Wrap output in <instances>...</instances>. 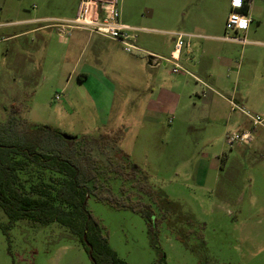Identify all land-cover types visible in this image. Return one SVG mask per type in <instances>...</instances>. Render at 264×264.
Returning a JSON list of instances; mask_svg holds the SVG:
<instances>
[{"label": "rangeland", "instance_id": "1", "mask_svg": "<svg viewBox=\"0 0 264 264\" xmlns=\"http://www.w3.org/2000/svg\"><path fill=\"white\" fill-rule=\"evenodd\" d=\"M80 3L0 0V123L8 119L11 106L20 105L17 119L54 126L69 136L124 130L123 140L108 149L109 155L119 160L129 156V176L150 188L152 196L139 194L159 224L151 232L140 214L93 197L88 208L111 249L128 264H264L260 130L253 143L230 146L226 138L238 131L237 125L215 119L217 113L209 109L214 106L202 98L208 81L202 79L203 87L183 70L174 73L171 58L173 34L191 35L184 41H190L194 55L218 51L224 43L216 38L225 34L232 0H118L121 21L142 27L136 31L137 45L148 52L133 56L114 45L119 59L131 62V71L123 68L113 75L117 90L109 117L100 113L104 104L88 99L90 86L67 83L79 56L82 64L96 61L94 46L84 39L72 47L69 35L51 27L26 34L30 28H49L52 20H67ZM251 4L254 23L246 32L250 45L236 46L238 61L244 47V54L246 49L260 56L264 52L256 44L264 43V0ZM28 19L38 20L27 26ZM149 52L167 60L157 58V66H151L154 54ZM98 58V66L109 71L105 57ZM186 69L192 71L188 65ZM169 92L179 100H170ZM155 102H164L162 111L156 112ZM95 155L107 164L105 156L98 151ZM121 184L116 181L112 191L119 197ZM124 186L132 189L130 182ZM0 222H10L1 209ZM0 264L93 263L79 240L59 224L20 220L8 234L0 229Z\"/></svg>", "mask_w": 264, "mask_h": 264}, {"label": "trees", "instance_id": "2", "mask_svg": "<svg viewBox=\"0 0 264 264\" xmlns=\"http://www.w3.org/2000/svg\"><path fill=\"white\" fill-rule=\"evenodd\" d=\"M242 11L247 12L248 6ZM22 110L20 105L11 106L8 119L0 123V209L10 219L0 222V229L8 234L20 220L57 223L79 240L88 255L91 252L93 264H128L111 249L107 234L88 208L93 197L140 214L151 232L159 224L139 194L152 196L150 188L133 183L129 176V156L123 154L119 160L109 155L108 149L123 140L124 130L69 141L54 126L17 119ZM96 151L107 158V164ZM116 181L122 182L120 197L112 193ZM129 182L131 190L124 186ZM85 237L92 248L85 244Z\"/></svg>", "mask_w": 264, "mask_h": 264}, {"label": "crops", "instance_id": "3", "mask_svg": "<svg viewBox=\"0 0 264 264\" xmlns=\"http://www.w3.org/2000/svg\"><path fill=\"white\" fill-rule=\"evenodd\" d=\"M230 5V10L234 6H248L247 12L251 15V0H240L239 3H237L236 0H232ZM78 10L79 7L74 15L67 18V20L73 19L77 15ZM35 20L38 19H28L24 22L27 26H30ZM205 21L206 24H208L210 20L206 19ZM139 28L137 27L138 30H140ZM45 29H50V27L30 28L26 31V34L37 33ZM69 37L70 42L68 45L76 47L78 44H82L85 39L86 44L89 43V45L94 46V51L99 55L96 56V61L86 60L84 64L81 63V56H79L73 64V70L69 73L67 83L70 82L76 85L90 86L91 92L88 99L95 104L97 102L100 105L104 104V108H100V113L106 117L111 116L113 114L112 107L115 105L114 95H116L117 90L116 85L113 83V75H115L117 70H122L123 68H130L131 71V62L128 60L127 62H124L119 59L120 54L115 52L113 48L114 45L120 44L112 39L85 30L70 31ZM185 38L190 39L192 36L186 35ZM216 39L224 43L222 44V47L216 52L205 49L203 50L202 55H194L192 45L188 40L189 46H183L179 54H175L178 55L179 58L176 63L179 64L181 68L180 70H183L196 81L201 82V85L202 82H204L202 79L208 81L203 83L205 87L202 85L206 88L202 93V98L208 105L214 106L209 109L217 113V115H215L216 120L230 126L236 124L238 131L247 130L251 127L250 120L239 111L233 112L230 101H233L247 111L264 117V52L260 56L257 52L246 49L244 54V47L241 59L238 61L236 56V46L242 44L224 41L222 37H217ZM256 44L264 46V43L262 42ZM184 47H186L185 51L183 50ZM139 53L140 52H134L131 55L138 56L140 55ZM148 54H154V56L152 55L153 58H149V65L151 66H157L158 63H155V59H164L156 53L149 52ZM98 57H105L104 60L108 61L109 71H104L98 66L100 63ZM212 60H214L216 64L214 68L211 65ZM172 63L175 62L172 61ZM164 64L166 65V63ZM187 65L192 71L186 69ZM246 70H250L251 73L246 74ZM167 97H171L170 100L172 101L176 99L179 100L180 98L178 94L172 92H169ZM153 108L156 112L162 111L164 108V102H155ZM259 130V138L264 141V128H259Z\"/></svg>", "mask_w": 264, "mask_h": 264}, {"label": "built area", "instance_id": "4", "mask_svg": "<svg viewBox=\"0 0 264 264\" xmlns=\"http://www.w3.org/2000/svg\"><path fill=\"white\" fill-rule=\"evenodd\" d=\"M244 5L234 6L225 22V34L222 37L224 41L240 43L247 45L250 42L247 40L246 32L250 26L254 23V19L248 12L242 11ZM53 24L49 25L51 28H56L60 35H70L72 30H85L99 36L112 39L118 42L125 52H144L137 45L138 36L135 27L124 24L121 21V12L119 8L118 0H81L77 15L70 20L59 21L52 20ZM243 34V37L241 35ZM176 36L175 51L172 54V61L174 68L173 72L178 73L181 69L178 62L179 58L176 53L179 54L183 46H189L188 42L184 39V34H173ZM264 45V44H263ZM153 58V56H151ZM60 96L56 95V100H59ZM231 109L233 112L239 111L250 120L251 127L247 130L237 131L236 133H230L227 135V143L230 146L235 144L249 145L253 143L255 135L259 128H264V117L254 114L244 108L238 106L233 101H230Z\"/></svg>", "mask_w": 264, "mask_h": 264}, {"label": "water", "instance_id": "5", "mask_svg": "<svg viewBox=\"0 0 264 264\" xmlns=\"http://www.w3.org/2000/svg\"><path fill=\"white\" fill-rule=\"evenodd\" d=\"M150 58H152V57H150ZM79 137L80 136H69V135L64 134V138L69 140V141H73V140L79 139ZM84 242L89 248H92V246L87 241L86 237L84 238ZM89 255L91 256V252H89Z\"/></svg>", "mask_w": 264, "mask_h": 264}, {"label": "snow or ice", "instance_id": "6", "mask_svg": "<svg viewBox=\"0 0 264 264\" xmlns=\"http://www.w3.org/2000/svg\"><path fill=\"white\" fill-rule=\"evenodd\" d=\"M236 2H237V3H239V2H240V0H236Z\"/></svg>", "mask_w": 264, "mask_h": 264}]
</instances>
